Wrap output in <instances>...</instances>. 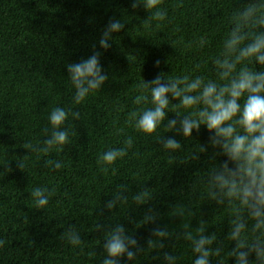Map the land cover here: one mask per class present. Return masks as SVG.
Wrapping results in <instances>:
<instances>
[{
    "label": "trees",
    "instance_id": "trees-1",
    "mask_svg": "<svg viewBox=\"0 0 264 264\" xmlns=\"http://www.w3.org/2000/svg\"><path fill=\"white\" fill-rule=\"evenodd\" d=\"M249 2L163 0L166 19L145 26L142 20L148 13L142 7L133 9L130 0H0V240L4 241L0 264H100L103 226L115 222L123 223L145 247L157 225L179 233L184 223L195 228L201 220L206 221L207 232L215 231L224 239L227 213L204 198L201 180L208 168L227 158L213 156L218 149L208 146L207 129L202 125L185 139L161 127L162 137H174L182 144V151L168 153L152 137L134 133L127 121L131 112L146 106L134 103L142 93L143 79L150 81L158 74L215 79L211 58L219 53L231 27L232 12ZM113 18L122 19L125 27L113 34L107 51L101 50L108 80L82 105L74 106L81 115L71 121L75 132L71 143L37 160L22 145L43 139L41 129L52 107L71 105L65 65L91 55L94 46L98 49L101 32ZM200 36L208 41L203 48L196 42ZM177 103L170 101L169 107ZM175 111L186 114L183 108ZM167 115L175 118V113ZM128 135L135 141L129 156L114 170H101L97 156L120 146ZM198 144L208 151L198 160L181 163ZM49 159L62 161L64 167L51 169L45 165ZM21 160L23 168L18 167ZM118 184L127 185L129 193L143 185L152 199L140 207L129 201L109 212L103 205ZM35 186L54 189L46 210H36L32 204L29 193ZM177 207L185 209L183 217L176 214ZM148 209L157 213L156 222L137 227ZM97 224L102 226L98 230ZM70 225L81 235L79 247L61 238ZM228 243L219 257L212 258L213 264L220 260L234 264L227 251L235 242ZM164 244L165 250L180 257L178 264H191L187 242L171 238ZM156 254L155 249L142 253L133 264H159L152 259Z\"/></svg>",
    "mask_w": 264,
    "mask_h": 264
},
{
    "label": "clouds",
    "instance_id": "clouds-1",
    "mask_svg": "<svg viewBox=\"0 0 264 264\" xmlns=\"http://www.w3.org/2000/svg\"><path fill=\"white\" fill-rule=\"evenodd\" d=\"M162 4L163 0H130L133 9L142 7L148 13L142 20L145 26L166 19L167 9L161 7ZM229 22L231 27L222 38L219 53L211 58L215 79L191 74L168 77L158 74L150 81L143 79L139 85L142 93L134 103L146 106L131 112L127 121L134 133L152 137L168 153L182 151V144L174 137H162L158 131L161 127L185 139L192 137L193 130L199 132L202 125L207 129L210 133L208 146L218 149L213 156L227 158L208 168L201 180L204 198L214 201L227 213L224 239L220 240L215 231L207 232L206 221L201 220L195 228L184 223L179 233L157 225L152 228L145 247L123 223L115 222L103 226L104 255L100 264H122V260L124 264H133L142 253L154 249L157 254L152 259L159 264H178L180 257L165 250L164 241L171 238L188 243L191 264H213L212 258L220 256L225 241L235 242L227 251V257L233 258L234 264H264V0H251L234 10ZM124 27L122 19H110L99 37V48L94 46L91 55L65 65L71 105L50 109L47 124L41 129L43 139L22 145L27 154L34 153L39 160L42 155L61 152L71 143L75 135L71 121L79 120L81 115L74 106L82 105L108 80L100 62L101 50L107 51L113 34ZM196 42L201 48L208 43L203 36ZM155 64L159 66V61ZM173 100L178 103L170 108ZM173 108H183L186 114L173 112ZM169 112L175 113V118H168ZM134 142L133 136L128 135L120 146L106 148L97 156V165L103 171L114 170L118 161L129 156ZM207 151L205 145L198 144L196 151L190 152L181 163L198 160L199 154ZM136 155L133 151L132 156ZM45 165L53 170L64 167L62 161L51 159L46 160ZM18 167H24L22 160L18 161ZM29 195L36 210H46L54 189L35 186ZM151 199L150 189L143 185L129 193L127 185L118 184L103 208L112 212L129 201L140 207ZM176 214L183 217L185 209L177 207ZM157 218V213L148 209L137 227L155 223ZM101 227L96 225L97 230ZM61 238L74 247L82 243L80 233L71 225L61 233ZM3 243L0 240V245ZM217 264H223V260Z\"/></svg>",
    "mask_w": 264,
    "mask_h": 264
}]
</instances>
